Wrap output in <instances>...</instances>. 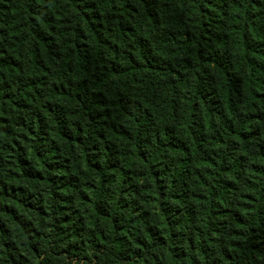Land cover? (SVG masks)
Wrapping results in <instances>:
<instances>
[{
	"label": "trees",
	"instance_id": "obj_1",
	"mask_svg": "<svg viewBox=\"0 0 264 264\" xmlns=\"http://www.w3.org/2000/svg\"><path fill=\"white\" fill-rule=\"evenodd\" d=\"M0 264H264V0H0Z\"/></svg>",
	"mask_w": 264,
	"mask_h": 264
}]
</instances>
